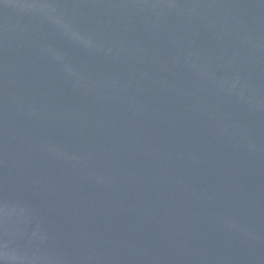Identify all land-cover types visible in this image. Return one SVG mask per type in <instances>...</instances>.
<instances>
[{
    "label": "water",
    "instance_id": "obj_1",
    "mask_svg": "<svg viewBox=\"0 0 264 264\" xmlns=\"http://www.w3.org/2000/svg\"><path fill=\"white\" fill-rule=\"evenodd\" d=\"M0 264H264V0H0Z\"/></svg>",
    "mask_w": 264,
    "mask_h": 264
}]
</instances>
